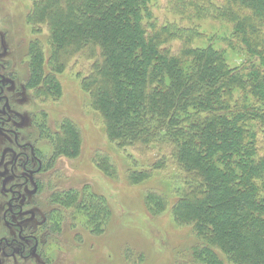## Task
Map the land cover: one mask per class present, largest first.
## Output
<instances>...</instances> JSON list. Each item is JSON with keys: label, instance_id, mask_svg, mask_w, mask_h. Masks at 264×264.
<instances>
[{"label": "trees", "instance_id": "16d2710c", "mask_svg": "<svg viewBox=\"0 0 264 264\" xmlns=\"http://www.w3.org/2000/svg\"><path fill=\"white\" fill-rule=\"evenodd\" d=\"M30 1L27 20L46 29L50 45L47 62L40 40L29 46L32 87L55 95V76L72 60L91 62L82 86L108 138L120 148L156 151L155 169L180 168L183 195L172 213L204 242L193 248V264H264V0H167L182 21L229 20L230 43L248 53L241 67L224 51L193 47L201 37L194 26L161 23L153 14L159 0ZM54 136L55 155L79 153L70 123ZM55 195L59 238L64 210H77L79 192ZM165 200L149 194L146 204L154 215L166 210Z\"/></svg>", "mask_w": 264, "mask_h": 264}, {"label": "rangeland", "instance_id": "374dc122", "mask_svg": "<svg viewBox=\"0 0 264 264\" xmlns=\"http://www.w3.org/2000/svg\"><path fill=\"white\" fill-rule=\"evenodd\" d=\"M215 3L221 4V1ZM32 7L30 0H0V36L10 46L9 57L3 59L5 62L0 61L8 67V70L2 68L8 79L5 93L10 101L8 113L21 122L18 128L12 124L3 126L17 128L20 141L32 144L46 166L52 158L50 174L57 181V193L58 190L63 195L78 191L79 206L77 210H64L66 219L59 238L46 242L45 234H41L40 255L27 263L16 264H193V248L204 242L192 226L178 224L172 213L173 205L183 195L180 168L169 162L165 168L155 169L159 164L156 151L146 154L138 149L120 148L108 138L104 120L82 86L91 72V62L83 58L72 60L64 72L55 76L59 82L55 95L42 96L29 83L31 43L40 40L46 51V62L50 56L46 29L33 27L27 20ZM171 8L167 0H159L153 14L164 24L194 26L201 37L193 41V47L212 46L225 52L232 67L244 64L248 53L242 46L230 43L233 25L229 20L206 15L189 23L176 17ZM171 46L177 49L180 45L175 41ZM12 70L15 75L11 78L7 71ZM46 70L50 71L48 64ZM27 84L28 94L21 91V86ZM0 118L8 117L0 113ZM67 123L75 128L81 140L80 151L74 157L55 155L54 135ZM8 147L14 150L6 156V165L2 168L9 170L18 149L12 136L0 133V162ZM21 169L18 166V174ZM145 171L151 173L150 178L132 184L129 175ZM10 177L9 172L7 178ZM4 181L0 178L1 216L9 197ZM20 191L26 199L22 202L24 214L17 221L24 223L22 219L26 217H22L28 212L37 216L40 223L49 212L45 199H34L38 194L33 196V190ZM149 194L165 198L166 210L153 215L146 204ZM99 202L102 204L98 205Z\"/></svg>", "mask_w": 264, "mask_h": 264}, {"label": "flooded vegetation", "instance_id": "af4514ba", "mask_svg": "<svg viewBox=\"0 0 264 264\" xmlns=\"http://www.w3.org/2000/svg\"><path fill=\"white\" fill-rule=\"evenodd\" d=\"M9 54L10 46L8 40L6 39L5 41V37L1 35L0 61L5 62L3 59L9 57ZM3 67H6V70H8L6 63H0V103L3 104V110L1 109L2 112L0 111V113L8 118H0V133L12 136L18 151L14 156L9 170L2 167L6 165V156L13 152V148L8 147L5 150V154L0 162V178L3 180L5 179L3 185H5L4 187L9 193L3 216L0 215V264H16L17 262L27 263L40 255V248L42 245L41 234H45L44 238L46 242L57 238L54 232V230H56L54 227V219H56V214L58 215L61 209L58 205L57 198H55V194L59 187L57 181L54 180V174H50L53 165L52 158L49 159L48 166H46L43 159L37 156L32 144L22 143L20 141V134L16 129L21 122H18V120L15 121L12 115L8 113L10 101L5 94L8 86V79L7 75L2 71ZM7 74L8 77L12 78L15 72L13 70L7 71ZM28 86L29 84L21 86V91L28 94ZM3 124H12L14 127L17 126V128L15 130L9 129L4 127ZM36 129L40 130L39 127H36ZM18 166L22 168L19 174L17 173ZM9 172L11 175L10 179L7 178ZM3 173L4 176L2 175ZM37 177L42 179L39 181ZM9 181H13V183L9 184ZM20 190H33L31 192L33 196L38 194L34 199H36V197L45 199V203L48 204L49 207V212L46 214L47 217L44 216L40 223H38L39 220L37 216L28 212L22 217H26V219H22L24 223L17 221L19 220L18 217L24 214L22 202L26 199L23 192ZM58 192L60 191L58 190ZM48 209L44 208L45 211ZM2 226L4 229H2Z\"/></svg>", "mask_w": 264, "mask_h": 264}]
</instances>
